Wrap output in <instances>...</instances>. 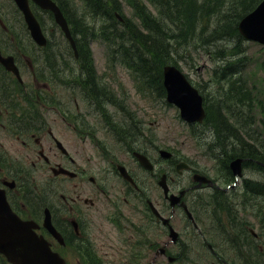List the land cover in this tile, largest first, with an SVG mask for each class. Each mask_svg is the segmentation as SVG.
I'll list each match as a JSON object with an SVG mask.
<instances>
[{
  "label": "trees",
  "instance_id": "16d2710c",
  "mask_svg": "<svg viewBox=\"0 0 264 264\" xmlns=\"http://www.w3.org/2000/svg\"><path fill=\"white\" fill-rule=\"evenodd\" d=\"M149 1L158 13L149 12L147 7L142 5L141 0H131L130 4H133L135 15L140 18V22L129 19L126 31L122 30L121 34L112 33L114 38L121 36L122 48L127 49L128 45L133 48L137 46L129 57L130 63L137 65L138 71L144 75L142 77L152 82L158 93L163 95L161 73L164 64L178 63L182 57H185V53L180 52V49L185 46L206 51L217 62L215 75L221 81H227L223 90L226 100H218L220 107L211 106L212 110H208L207 136L213 139L212 144L215 143L216 149L220 151L221 158L227 165L228 160L236 155L264 161L262 155L256 151L255 144L244 139L238 130L239 126L230 122V118L222 110V105L231 108V113L236 119L244 121V131L247 133L250 127L256 124V119L252 120L253 96L248 89L247 80L242 75L243 68L248 65V54L243 45L245 39L238 30V20L252 10L260 0ZM86 2L91 6L94 11L93 16L96 18L111 19L110 17H114L113 10H122L121 0H86ZM100 30L107 35L105 29ZM73 31L77 35L81 60L83 64H86L82 78L91 81L90 88L94 91L96 86L93 80L96 76L89 64V40L87 39L86 43L85 37L89 35L91 39L93 31L96 32V27L94 29L82 20L75 19ZM123 41H126L128 45H124ZM139 46L145 49H140ZM218 60H222L223 64H219ZM94 97L98 101L101 99V94L94 95ZM262 113L264 114V110ZM262 121L264 130V120ZM257 186V182H251V188H256L253 191L264 195L263 184L260 187ZM247 189H249V184H247ZM214 199L217 204L224 202L222 193L216 194L212 200ZM222 206L229 208L227 202H224ZM211 207L215 208L213 205Z\"/></svg>",
  "mask_w": 264,
  "mask_h": 264
},
{
  "label": "flooded vegetation",
  "instance_id": "af4514ba",
  "mask_svg": "<svg viewBox=\"0 0 264 264\" xmlns=\"http://www.w3.org/2000/svg\"><path fill=\"white\" fill-rule=\"evenodd\" d=\"M22 57L29 62V57H26V55H22ZM18 92L19 99L21 100V106L16 109L15 105L11 106L8 103V100L4 98L10 97L11 95L16 96ZM24 96V88L16 85L13 80L0 79V132L9 131L11 129H13L12 134L14 135H16L18 131L20 132L19 128L16 130L15 126H10V118L20 120L25 114L24 106H22L24 103L23 100L25 99ZM41 97V93H38L37 98L40 99ZM57 114H59V118L61 120L58 119L54 111L50 120L40 122L34 129H22L24 133L29 131V133H27L28 138L33 139L23 140V146H25V148L20 152H16L14 160L24 159L31 161L34 165H36V161L33 160V157L36 156L35 148L38 147V151H42L54 164L61 165L69 169L73 168L72 170L77 172V176L71 178L70 192L68 194L60 193V195H53L51 197L52 203L44 205L43 210L46 206L51 208L53 222L63 233L67 242L66 245L63 246L53 240L52 245L54 249L59 251L65 257L68 264H72L74 262L77 264H83L82 262L87 261L89 258V256L84 253L85 239L88 238L90 231L93 229V223L96 221L95 213L105 208L106 204H114V206L119 204L121 199L120 193L123 190V187H128L130 184L132 185V183L128 181L130 184L125 182L124 185H122L115 181L113 176H107L102 174V172L97 173L98 181L93 175H90L89 171L92 164V160L89 156V146L91 144V138L89 135L90 125L83 120L84 118L81 119V117H75L72 112L66 113L60 111L57 112ZM14 124L15 122L13 125ZM56 138L63 143L65 149L67 150L66 152L58 147ZM32 140L35 144H32ZM134 146L137 147V143H135ZM10 155L11 152H7L0 148V162L9 159ZM39 155L37 160L40 158L44 159L40 153ZM109 161L110 163L114 162L112 159ZM190 170L191 171L188 172L190 174L195 171L192 168ZM129 172L133 174L135 179L137 178L136 174H134L132 170ZM214 172L215 174L211 177L213 180L212 183H202L198 185L199 187H195L196 182L189 185V188H198L196 190L199 191L198 196L193 199L194 202L200 203L204 193L223 189V178L220 171L218 172L214 169ZM63 177L66 179L70 178L67 175H63ZM86 177H88L89 180L94 178V181L87 183L85 181ZM22 178V172H12L9 170L7 165L0 164V186L5 188L7 197L14 210L17 211L23 218H38V216L31 213L30 209V206L33 203H38L37 197L32 193L24 191L22 188V182H20ZM10 180L15 181L14 186L10 185ZM74 180L76 181L74 182ZM133 186L135 187V185ZM135 188L137 189L138 187ZM234 189V187H231L230 189L225 188L224 191L230 192ZM110 192L113 193L115 197L111 196ZM124 199L126 200V198ZM188 200L190 201L189 197ZM43 203L44 202H40V206ZM55 206L58 208H54ZM173 216L176 217L178 222L186 228V231L191 229L189 223L186 222V220H188L187 214L181 207L177 208V212H175ZM201 219L205 220V217L201 216ZM191 223L195 226L192 220ZM204 225H206V223L203 222L202 226L204 227ZM200 228L197 227L199 235L202 236L203 233ZM40 231L47 234L43 228H40L39 232ZM167 241L168 239L163 242V246H165V254L163 255L155 256L157 248L154 249L153 243H150L147 247H145L143 254L139 258V264H149L150 262L157 264L162 262L161 260H165L169 264H176L177 262L182 263L186 260L187 262H191L188 261L191 260L190 257H187V255L183 256L184 250L180 251V246L183 244L181 239H179L174 245L167 243ZM196 244L199 246L201 245L200 241ZM206 244L209 246L211 252L214 253L213 255L217 260H221L223 264H231V256L228 253L221 255L215 251L213 245L209 243ZM65 249L66 251H64ZM203 255L206 257L207 261H209V254L203 253ZM197 257L198 263L201 264L200 261L204 258L201 256Z\"/></svg>",
  "mask_w": 264,
  "mask_h": 264
},
{
  "label": "rangeland",
  "instance_id": "374dc122",
  "mask_svg": "<svg viewBox=\"0 0 264 264\" xmlns=\"http://www.w3.org/2000/svg\"><path fill=\"white\" fill-rule=\"evenodd\" d=\"M11 4L10 0H0V11L1 14L6 17L5 21H8V17L5 13L6 8L9 7ZM72 4H74V1L72 0ZM78 6L82 9V5L80 2H77ZM123 4L122 12H118L117 14L123 18H131L134 20H137L136 17H134V12L131 9L129 5L126 3ZM93 19V18H92ZM91 19V20H92ZM120 20V18H117ZM214 19V18H213ZM98 25H101L99 22ZM125 28L128 29V26L125 25ZM0 33H1V26H0ZM56 38H59V34L55 32ZM124 45H128L126 41H123ZM141 45V44H140ZM243 45L246 47L247 51L246 54H248V65L243 68V73L245 75V78L250 85L253 93V98H255V102L253 103L256 117L261 118L263 115L261 113V110L264 109V46L262 44H259L257 42H251V41H243ZM93 52H94V63L97 70V74L99 76L100 81L106 85V88L110 90L112 93H115V91L118 92V95L121 97L119 92L122 94V96L125 95L123 98V103L125 102L127 105V108L131 110V113L136 112L135 120L137 122H141V124H145L144 126L146 128H151L156 133L153 135V139L159 143H162L163 146H166L171 151H174L177 154H180L190 160H193L196 162V165L200 168L204 167H210L212 160L209 158L208 154L205 155L204 150L199 147L198 141L196 138L191 134V129L187 123H185L180 117L179 112L176 107L173 105L164 104L163 100L161 98H156L151 93H147L140 89L138 81H140L135 75L131 73L127 69V67L120 64L118 61L111 60L109 57V50L107 45L103 41H95L93 44ZM141 48H143L141 46ZM135 48L133 46L128 45L127 49L126 47L123 48V51H126L124 54L127 57H130L132 55V52ZM145 49V48H143ZM147 51V50H146ZM180 52L182 53H189L190 55L185 54L186 62L182 61L181 65L183 67V70L189 74L191 79L194 82L197 81H204L211 77L212 75V68L214 65V62L212 61V58L210 55L204 51L203 49H194L191 46H185L182 49H180ZM148 53V51H147ZM121 54V53H119ZM32 60L34 61V58L32 55H30ZM135 57V56H134ZM26 64V62H25ZM34 67L37 76L40 78V85L44 86V84L49 80V74L47 72V69L44 67L42 63L39 64V68L36 66L34 62ZM61 69L64 67L61 66ZM67 71H70L68 68ZM24 79L26 82L34 83L30 81V76L28 73L25 72ZM60 79H63L57 83H53V88L56 89V84H68L70 81L66 79V73H61ZM136 82V83H135ZM227 84V81H222L218 83L216 80L211 81L204 87V92L211 91L212 96L210 101L213 102L215 98L214 94H221L219 89H224L225 85ZM38 92L41 94H44L45 90L38 89ZM72 92V95H77L76 92L70 90ZM67 94V91L63 89L62 87L58 88L55 92L50 91L49 88L45 95L49 99H58L65 101V95ZM27 106L28 110H32L33 108L29 106V101L26 100L24 102ZM234 107V106H233ZM26 109V110H27ZM245 110V108H244ZM32 121V120H31ZM91 121V120H90ZM22 123V122H21ZM31 124V123H29ZM28 124V125H29ZM27 124H25V128L29 127ZM10 130L7 131L4 135H1L0 141L10 147V150L12 154L15 155L16 152H20L23 148L21 141H14L16 139L15 135L10 134ZM205 136V135H204ZM99 138L102 139V135L99 134ZM205 138V137H204ZM210 137L207 136V139ZM10 139H13L10 141ZM209 146H211V143H206ZM117 151L119 150L118 148ZM114 150V149H113ZM90 154L93 153V149L90 147ZM95 153H98L95 151ZM117 156L120 157L123 160H126L127 162H130V158L126 155L117 153ZM158 153L154 154L155 158H158ZM167 166V165H165ZM169 168V167H168ZM247 173L252 176L253 178H259L260 180H264V173L257 171V170H247ZM48 170H39L37 172V180H41L39 182H34V185L41 184V190L44 189L46 191H50L51 187H53L55 190H62L59 187V183L56 180H53L48 175ZM174 175V173H173ZM177 180H179V184H188L190 182V174H185L182 177H176ZM157 185V182H155ZM160 191L158 192L156 190H153V198L154 199H160L161 198ZM256 203L253 204L256 209L255 214L252 213V211H249L247 214L249 216V221L253 223V226L255 228V231L259 233L260 235V241H257L251 234V240L253 243L247 244V242H244V235L242 233H236L235 238L240 241V251L241 255L238 254V250L231 244H227L230 248V251L232 253L230 261L231 264H264V230L262 221H264V195L263 194H256ZM251 201L248 204H245V206L249 210H254L253 205L251 206ZM243 205L240 206L242 208ZM131 208H135L133 204L126 207V214H129ZM246 214V212H245ZM101 231V233H99ZM96 233V241L98 246L101 249V253L107 257L109 249L100 241V239H108L109 241H116L115 237L117 236L116 231L114 228L105 220L104 222L97 223V228L94 231ZM127 234L129 236H132V231L128 230ZM182 238H185V235L182 236ZM250 239V238H248ZM163 238L159 239V245L161 246L163 244ZM118 243V242H116ZM190 246H187L186 249H189ZM100 252V251H99ZM197 252L192 253L193 256L196 255ZM126 251L121 250L118 252L119 258L126 256ZM162 262H159L157 264H169L165 260H161ZM179 264V263H176Z\"/></svg>",
  "mask_w": 264,
  "mask_h": 264
},
{
  "label": "water",
  "instance_id": "95a60500",
  "mask_svg": "<svg viewBox=\"0 0 264 264\" xmlns=\"http://www.w3.org/2000/svg\"><path fill=\"white\" fill-rule=\"evenodd\" d=\"M16 1L25 14L33 36L40 43H44L39 22L29 8L28 0ZM35 1L42 7L54 11L57 20L70 37L64 17L56 3L52 0ZM239 30L245 37L264 43V0L240 21ZM165 83L169 99L180 106L181 115L184 118L202 119L204 110L201 97L175 67H165ZM240 162L241 160L237 159L232 163L236 173H240ZM173 198L176 197L173 196ZM0 210L2 213L3 208ZM0 252L5 253L8 259L15 264H64L61 258L51 250L48 241L32 230L30 223L12 214L0 216Z\"/></svg>",
  "mask_w": 264,
  "mask_h": 264
},
{
  "label": "bare ground",
  "instance_id": "6f19581e",
  "mask_svg": "<svg viewBox=\"0 0 264 264\" xmlns=\"http://www.w3.org/2000/svg\"><path fill=\"white\" fill-rule=\"evenodd\" d=\"M243 17V15L239 18V20H238V23H239V21L241 20V18ZM76 22V21H75ZM78 27V26H77ZM183 28H185V27H183ZM179 29V28H178ZM83 30V29H82ZM182 34V33H181ZM185 37V36H184ZM188 38V37H187ZM136 39V38H135ZM184 40H186V39H184ZM187 45V44H186ZM202 45V44H201ZM137 47V46H136ZM136 47H134V48H136ZM140 47V49H141V46H139ZM185 54H187V55H190L189 53H185ZM166 60V59H165ZM218 62H219V64H223L222 63V60H218ZM221 62V63H220ZM150 64V63H149ZM163 65V64H162ZM148 72V71H147ZM162 82V81H161Z\"/></svg>",
  "mask_w": 264,
  "mask_h": 264
}]
</instances>
